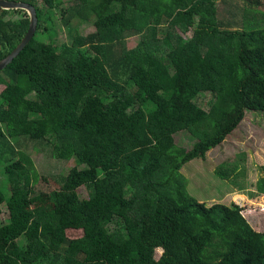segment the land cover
I'll return each mask as SVG.
<instances>
[{"label": "trees", "instance_id": "1", "mask_svg": "<svg viewBox=\"0 0 264 264\" xmlns=\"http://www.w3.org/2000/svg\"><path fill=\"white\" fill-rule=\"evenodd\" d=\"M21 1L35 5L38 27L0 71V166L11 191L0 188V264H264V231L242 205L199 200L182 172L247 110L264 112V12L223 28L218 0ZM55 9L64 26L80 17L96 30L76 27L69 44L43 40ZM29 25L26 10L0 7V60ZM201 92L214 96L209 109ZM182 130L196 138L189 149L176 142ZM23 138L82 165L61 176L53 205L31 191L40 173ZM215 173L236 177L224 163ZM73 227L82 235L69 236Z\"/></svg>", "mask_w": 264, "mask_h": 264}, {"label": "rangeland", "instance_id": "2", "mask_svg": "<svg viewBox=\"0 0 264 264\" xmlns=\"http://www.w3.org/2000/svg\"><path fill=\"white\" fill-rule=\"evenodd\" d=\"M252 1L253 5L244 0H218V17L221 26L223 28H243L246 22L250 24L261 18L264 12V0ZM64 3L68 6L73 3V0H64ZM54 11V31L50 37L47 33L40 32L41 38L45 41L51 39L57 43L69 44L76 27L83 35L96 30L93 21L88 19L82 22L80 17L73 19L70 26H64L59 10ZM19 15L20 13H15L13 17L17 18ZM261 24L264 25V22ZM185 36L189 37V34ZM139 40V35L128 37L126 45L132 48ZM213 99L211 92H201L196 101L205 109H209ZM131 113L134 117L141 111L132 110ZM175 139L178 145L188 149L196 142V138L188 130L176 133ZM20 147L32 155L40 173L39 182L31 188L32 193L40 195L37 204L53 205L52 193L58 192L60 197L61 176L67 174L72 167L82 165L76 158L65 160L53 157L49 146H43L35 140L23 138ZM223 163L235 169L236 177L231 182L215 173L217 167ZM182 172L189 179L188 190L193 196L209 205L215 202L238 203L242 205L243 213L253 227L257 231H264V191L259 188L261 182H263L262 186L264 184V112L247 110L239 126L220 145L209 150L206 159L195 158L189 161L182 168ZM0 188L7 195L11 194L3 166H0ZM78 192L82 197H87L89 194L84 186L78 188ZM135 204L134 202L133 205ZM6 217L7 212L3 214V218ZM119 222L120 219L116 218L109 225V229H115ZM68 235L80 236L82 230L73 227L68 230ZM161 253L162 250L158 249L156 257L159 258Z\"/></svg>", "mask_w": 264, "mask_h": 264}, {"label": "water", "instance_id": "3", "mask_svg": "<svg viewBox=\"0 0 264 264\" xmlns=\"http://www.w3.org/2000/svg\"><path fill=\"white\" fill-rule=\"evenodd\" d=\"M3 9H24L30 17L29 28L20 43L2 60H0V71L3 70L15 57L27 46L34 37L38 27V14L35 5L21 0H0Z\"/></svg>", "mask_w": 264, "mask_h": 264}, {"label": "crops", "instance_id": "4", "mask_svg": "<svg viewBox=\"0 0 264 264\" xmlns=\"http://www.w3.org/2000/svg\"><path fill=\"white\" fill-rule=\"evenodd\" d=\"M249 199H250V198H249ZM249 201H251V199H250Z\"/></svg>", "mask_w": 264, "mask_h": 264}]
</instances>
